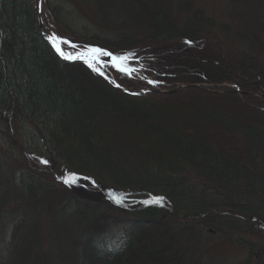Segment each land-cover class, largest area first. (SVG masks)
<instances>
[{
    "label": "trees",
    "instance_id": "16d2710c",
    "mask_svg": "<svg viewBox=\"0 0 264 264\" xmlns=\"http://www.w3.org/2000/svg\"><path fill=\"white\" fill-rule=\"evenodd\" d=\"M39 1L0 0V264H204L211 251L264 264V121L213 103L264 109L248 95L264 94V0H226L220 22L202 8L190 25L185 0H44L46 31ZM53 35L79 45L70 55H131L133 71L68 61ZM215 51L221 63L186 60ZM184 97L213 124L174 127ZM235 130L257 158L225 152Z\"/></svg>",
    "mask_w": 264,
    "mask_h": 264
},
{
    "label": "rangeland",
    "instance_id": "374dc122",
    "mask_svg": "<svg viewBox=\"0 0 264 264\" xmlns=\"http://www.w3.org/2000/svg\"><path fill=\"white\" fill-rule=\"evenodd\" d=\"M225 1L226 0H185L186 4L190 5V6L186 5L187 13L184 15L185 17L183 18V21H185V23L187 25L194 23V20H195L194 16L196 14L200 13L201 10L203 11L202 8H205V10H207L208 12L210 10L214 9L216 11V15H217V17H216L217 22H220V20H224V17L227 16V12H226L227 7H226ZM92 4H94V3H92ZM43 7H44V5H43ZM167 10H168L167 13L169 14V16L172 17V13L170 12V10L169 9H167ZM159 22H161V20ZM216 32H217V30H216ZM217 45L219 46L220 44L217 43ZM202 48L203 47H201V49ZM225 49L228 50V52H232L234 50V48L232 49V47L230 45H227L225 47ZM201 51H203V49ZM233 52H235V51H233ZM169 53H170L169 62H175V60H177V59H174V57H176L175 54L171 53L170 51H169ZM186 60L189 62L199 61V62H202L203 64H209V63H206V61L221 63L222 62V53L216 52V51L214 52V54H209V52L206 54L202 53L199 56H190ZM248 95L264 97V94L248 93ZM200 97H201L200 95H196L194 97L192 96L191 98H198L199 99ZM184 99L186 100V103H185L186 107H184V106H181V107L187 108V110L185 109L186 110V111H184L185 113L182 112L181 114L172 117V122H173L174 127L178 123L183 128L186 124L185 122H187V121L190 124L189 126H192L193 128H195V127L206 128V127L213 124L212 121L207 119L206 117L197 115L193 111L194 108H193V110L191 109V107L189 105L191 104V102L193 100L189 101V99L187 100L185 97H184ZM201 99L206 100L204 97H201ZM241 101H238V100L227 101V99H225V98H220V99L215 100L213 103L218 105L219 106L218 108L222 107L221 111L224 110V112H226L225 109H227V104L231 103L234 107L238 108V111L240 110L238 112L239 114L247 115V116L251 115L252 117H256V120L258 118V120L262 119V121H264V109L263 108L258 107V105H255L254 103H252L250 101H247V99L245 97L241 98ZM240 105H242V107ZM212 107H214V104H212ZM194 116H196V118ZM193 118H195L197 120L195 121ZM202 124H203V126H201ZM220 125L224 126L223 122ZM145 127L146 126L144 124H142V128L146 129ZM219 128L220 127H217V129H219ZM258 129L264 131L263 127L258 126ZM212 131H213L212 133L215 134V136H217V135L220 136L222 134V131H219V130H216V131L212 130ZM136 132L137 131L135 130L132 133H136ZM142 133L141 134L136 133L133 135L136 137L135 142H136L138 148L140 150L142 149L145 151L146 150L145 145H150L151 140L149 139L148 135H145ZM183 133L185 134L184 130H183ZM233 133H234V138H235V142H234L235 144L234 145H236L235 147H237V149L240 148L239 149L240 151L235 149L233 152L229 149V147H226L224 149L225 152L226 153H232V154L234 153L237 157H240V158L243 156H245V157L247 156L251 159L257 158V153H256L257 151L256 150L255 151H246L242 145H239L238 139H236L237 131L235 130V131H233ZM224 134H226L227 137H230V135H231V133H226V132H224ZM1 141H2V138H1ZM231 143H233V142H231ZM125 164H127L126 161H125ZM254 170H256L257 172H260V173L264 172V163L262 162L261 159H258V162H257ZM194 181H196V179ZM211 252H213V254L208 253L209 255L207 254L206 257H204V264H239V262L241 260L245 259L248 256V253L245 251H243V252L228 251V252H220V253H215L214 251H211ZM30 259L33 261V264H47V262L41 258V255H36V254L31 255Z\"/></svg>",
    "mask_w": 264,
    "mask_h": 264
},
{
    "label": "snow or ice",
    "instance_id": "6c2138e0",
    "mask_svg": "<svg viewBox=\"0 0 264 264\" xmlns=\"http://www.w3.org/2000/svg\"><path fill=\"white\" fill-rule=\"evenodd\" d=\"M53 41L56 43V46L60 49V51L68 58L73 60H80L84 59L87 60L88 63L92 65V67L97 68V64L104 65L105 68L107 67L106 62L104 61L103 57H114V60L112 61L113 64H115L116 67L120 68L121 71L125 73H129L133 71L127 66V62L132 59L131 55H115L113 52L109 50H105L103 48L99 47H92L85 51H82L78 54H69L65 51V49L62 47V44L65 42L61 37L55 36L52 37ZM67 43H72L71 41H66ZM76 47H79V45H75ZM98 71H101L102 69L97 68ZM105 75H107V72H104ZM152 83H158L157 81L153 80ZM47 163V161H45ZM78 179H69L68 183L73 184L77 183ZM118 202L124 203V198H122L120 195H115L114 197ZM166 198H158L154 201H149V203H158V204H164Z\"/></svg>",
    "mask_w": 264,
    "mask_h": 264
},
{
    "label": "water",
    "instance_id": "95a60500",
    "mask_svg": "<svg viewBox=\"0 0 264 264\" xmlns=\"http://www.w3.org/2000/svg\"><path fill=\"white\" fill-rule=\"evenodd\" d=\"M43 5H44V2H43V0H41V1L39 2V8L42 9V8H43ZM40 18H41V22H42L43 30H44V31L48 30V29H49V26H48V24H47L46 21H45L44 14H43L42 10L40 11ZM55 36H56V35H55ZM55 36H54V37H55ZM51 41L53 42V44L55 45L56 49L58 50V52L60 53V55H61L64 59H66V60H68V61H71V62L79 61V60L68 59V58H67V57H66V56L60 51V49L56 46V43L53 41L52 38H51ZM62 47L65 49L64 44H62ZM65 51H66V49H65ZM80 60H84V59H80ZM86 61H87V60H86ZM113 65H115V64H113ZM188 86H191V85H188ZM178 90H179V89H178Z\"/></svg>",
    "mask_w": 264,
    "mask_h": 264
}]
</instances>
